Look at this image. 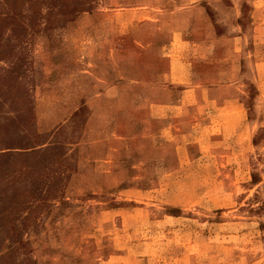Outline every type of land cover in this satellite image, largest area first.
<instances>
[{
	"label": "rangeland",
	"instance_id": "rangeland-1",
	"mask_svg": "<svg viewBox=\"0 0 264 264\" xmlns=\"http://www.w3.org/2000/svg\"><path fill=\"white\" fill-rule=\"evenodd\" d=\"M192 4L240 49L157 119ZM0 264H264V0H0Z\"/></svg>",
	"mask_w": 264,
	"mask_h": 264
},
{
	"label": "crops",
	"instance_id": "crops-1",
	"mask_svg": "<svg viewBox=\"0 0 264 264\" xmlns=\"http://www.w3.org/2000/svg\"><path fill=\"white\" fill-rule=\"evenodd\" d=\"M197 6L192 4L186 10H191L194 22L183 26L176 25L168 30V37L164 44L166 60H168L166 71L168 80L167 84H164L162 79L156 83L161 82L166 87H182L180 89L182 103L179 104L181 100L178 99L177 103L155 108L157 119L162 118V114H167L169 111H182L183 114L189 111L200 112V102L204 93L206 97L213 98L216 108L222 104L219 101L220 97L211 93V90H217V87H220L217 81H222V78L217 77L216 68L218 65H223V59L230 61L229 65L231 64L233 47L234 51L238 47L240 49L238 44H241V31L238 29L233 34L217 33L213 25L206 24V13L199 8H194ZM222 47L227 51L224 57L219 56ZM155 87L152 86L153 89ZM158 89L173 92L167 88L158 87ZM188 98H191L196 106H188Z\"/></svg>",
	"mask_w": 264,
	"mask_h": 264
},
{
	"label": "trees",
	"instance_id": "trees-1",
	"mask_svg": "<svg viewBox=\"0 0 264 264\" xmlns=\"http://www.w3.org/2000/svg\"><path fill=\"white\" fill-rule=\"evenodd\" d=\"M76 8H77L76 6H73V7H71V8L66 7V8L62 9L61 11H62L63 13L69 14V13L74 12Z\"/></svg>",
	"mask_w": 264,
	"mask_h": 264
}]
</instances>
